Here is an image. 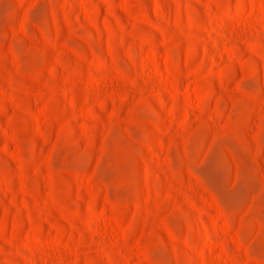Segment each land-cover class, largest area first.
Returning a JSON list of instances; mask_svg holds the SVG:
<instances>
[{
	"label": "rangeland",
	"instance_id": "1",
	"mask_svg": "<svg viewBox=\"0 0 264 264\" xmlns=\"http://www.w3.org/2000/svg\"><path fill=\"white\" fill-rule=\"evenodd\" d=\"M0 264H264V0H0Z\"/></svg>",
	"mask_w": 264,
	"mask_h": 264
}]
</instances>
